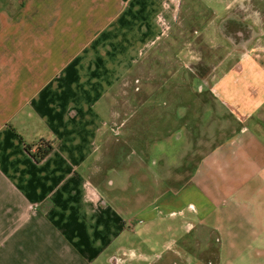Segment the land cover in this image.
I'll use <instances>...</instances> for the list:
<instances>
[{
	"label": "crops",
	"instance_id": "1",
	"mask_svg": "<svg viewBox=\"0 0 264 264\" xmlns=\"http://www.w3.org/2000/svg\"><path fill=\"white\" fill-rule=\"evenodd\" d=\"M247 1L223 0L240 23ZM182 2L24 0L14 22L1 14L0 264H203L214 246L205 264H264V38L233 46L213 22L196 45ZM188 84L222 91L239 131L144 139L135 113Z\"/></svg>",
	"mask_w": 264,
	"mask_h": 264
},
{
	"label": "rangeland",
	"instance_id": "2",
	"mask_svg": "<svg viewBox=\"0 0 264 264\" xmlns=\"http://www.w3.org/2000/svg\"><path fill=\"white\" fill-rule=\"evenodd\" d=\"M23 2L24 0H0V23L4 18L1 14L5 12L9 14L7 16L8 21L14 22V15L12 14L16 8L22 6ZM225 3L223 0H183L179 17L182 25L192 29L191 32L200 31V37L195 41L196 45L201 43L205 36L211 34L212 28L208 32L204 29L213 22L214 26L220 24V28L225 34L228 35L230 32L234 34L231 37L233 46L240 43L248 46L256 38H264V0L247 1L248 20L247 22L243 21L244 23H240L237 17H233V13H236L235 10H228ZM208 6H211L212 10H207ZM176 28H179V24L174 28V30L179 31ZM245 33H247L246 37ZM241 39L243 41L239 42ZM203 49L201 50L203 55H207L206 50L210 49L209 46ZM202 53L200 52L199 55ZM168 87L171 86L168 84ZM191 90L192 85L190 86V84L186 88L182 86L180 90V94L184 95L182 99H179L181 97L175 93L172 94V92L156 96L155 103L152 102L155 104L154 107L142 108L132 117L131 123L137 122L134 129L142 132L145 136L144 139H216L213 141L230 139L239 131V122L236 116L230 113L229 107L226 106V96L223 95L222 91L219 93L207 92L205 96H201ZM183 101L184 103H182ZM255 118L256 113L250 121ZM130 127L132 129V126ZM135 139L140 138L138 136ZM181 143L178 148L185 147V150L191 151L195 158L191 157L189 160H195L198 155L197 144H191L185 140ZM200 147V155L211 148L208 144ZM216 255L217 248L214 246L212 250L202 255V263L205 264L214 259Z\"/></svg>",
	"mask_w": 264,
	"mask_h": 264
},
{
	"label": "trees",
	"instance_id": "3",
	"mask_svg": "<svg viewBox=\"0 0 264 264\" xmlns=\"http://www.w3.org/2000/svg\"><path fill=\"white\" fill-rule=\"evenodd\" d=\"M36 146H38V148L37 151L33 154V156L37 161L43 160L47 156V154H49V152L52 150V145L48 142H42L40 144H37ZM32 149L33 145H27V150L29 152H31Z\"/></svg>",
	"mask_w": 264,
	"mask_h": 264
},
{
	"label": "flooded vegetation",
	"instance_id": "4",
	"mask_svg": "<svg viewBox=\"0 0 264 264\" xmlns=\"http://www.w3.org/2000/svg\"><path fill=\"white\" fill-rule=\"evenodd\" d=\"M246 34H247V33L244 34L245 37H246ZM226 35H227V34H226ZM233 35H234V34H233L232 32H230L227 36H229V39L232 40L231 37H232ZM242 35H243V33H242ZM245 37H244V38H245ZM248 39H249V38H248ZM248 39H247V40H248ZM247 40H246V41H247ZM242 41H243V40L241 39L239 42H242ZM232 43H233V42H232Z\"/></svg>",
	"mask_w": 264,
	"mask_h": 264
}]
</instances>
